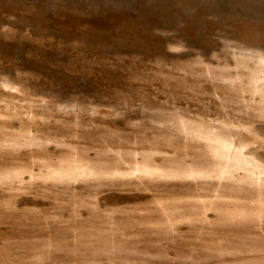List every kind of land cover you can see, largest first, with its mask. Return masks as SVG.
Masks as SVG:
<instances>
[{
  "label": "rangeland",
  "instance_id": "1",
  "mask_svg": "<svg viewBox=\"0 0 264 264\" xmlns=\"http://www.w3.org/2000/svg\"><path fill=\"white\" fill-rule=\"evenodd\" d=\"M168 116L234 131L244 169ZM96 234L168 264L264 241V0H0V264H91Z\"/></svg>",
  "mask_w": 264,
  "mask_h": 264
},
{
  "label": "bare ground",
  "instance_id": "2",
  "mask_svg": "<svg viewBox=\"0 0 264 264\" xmlns=\"http://www.w3.org/2000/svg\"><path fill=\"white\" fill-rule=\"evenodd\" d=\"M245 57H246V55H245ZM164 122L166 124H168V128H170L171 130H174L175 132L180 134L182 137L187 139V141L190 144L199 147L203 151V153H205L207 155V157H209L213 161L214 165L221 166V167L223 165H229L231 167L237 166L238 168H243L242 164H245V162L242 159L243 158L242 147L239 143H235L232 140V136L234 137L235 136L234 134H236V133H234V131H232L230 133L225 127H223L222 125H219V124L217 125V124H213V123L211 124L208 122H200V121L195 122V120L193 121V119L192 120H186V119H183L181 117H176V116H168L164 120ZM161 124H163V123H161ZM161 124L159 123V125H161ZM81 158L83 159V157H81ZM70 160H71V158H70ZM70 160L69 159L65 160V163H67ZM72 160L75 163L78 162L79 164H76V166H71V164H70L71 168H69V169L67 168L66 170L63 169L64 172H67V173L71 172L72 174L74 173V175L75 174L84 175L85 177H88V178L89 177H92V178L97 177L98 178L103 174H110V173L112 174V170H108L107 168H103L102 165L98 166L97 163H96V165H94V164L92 165L91 163L86 164V162L84 163L83 161H80L79 158L77 159V156ZM63 162L61 161V164ZM61 164H59V165H61ZM73 165H74V163H73ZM58 167H60V166H58ZM76 167H78V168L76 169ZM135 167H137V166H135ZM251 167L249 166V168H251ZM125 171H127V172H122V171H120V172L116 171V172H118L119 174H124V175H129V176L130 175H137V174H142L145 176H165L166 175L167 177L179 175V172H176V169H168L167 171L161 170V172H154L153 170H149V169H146L144 167H138L135 169H127ZM61 173H62V171L58 172L57 176L53 175L51 177H54L55 179L56 178L59 179L60 177H62ZM180 173H182V172L180 171ZM203 173H205V172L203 171ZM63 174H65V173H63ZM114 174L115 173H113V175ZM202 175H204V174H202ZM66 177H67V175H66ZM68 177L70 178V175ZM244 178H246L250 183H253L255 185H257V182L260 183V179H253V181H251L249 174H246ZM80 179H82V178H80ZM230 188H232L231 190L237 191V192L244 190V188H238V186H236V187L230 186ZM92 237L93 238H91V241H88L89 242L88 244L91 247V249H90V251L92 253L91 256L93 257L92 259L94 260L93 262L90 261L91 264H99L100 261H97V260H101V261L107 260V258L110 259V257H113V255L123 257L125 259L122 263L120 262L119 264H168V260L166 262L165 255H163L162 253H160L158 251L152 254L149 252L136 251V250L130 248V246L129 247L127 246L128 249H122L121 248L119 251H117V248L116 249L114 248V247H116V245H112L115 243V241L110 240L108 238L103 239V235L98 236V234H96L95 236H92ZM256 242H258V241H256ZM263 242H260L261 244L256 243V245L255 244L254 245L249 244L250 247L249 246L248 247H241V248H237V249L231 248L229 246L232 249L231 251H224L223 253H221V252L220 253L219 252H210L211 254L209 253L210 255H207V257L210 259L216 260L217 258H222L223 256H228V257L232 258L233 261H239V264H251L252 262L253 263L256 262V264H264V243ZM253 243H255V242H253ZM86 251H89V249L88 250L86 249ZM82 253H85V252H82ZM40 254H41V250H39V248H37L35 250V252H33V255L35 257L37 255L40 256ZM85 256H86V254H85ZM88 257L90 258V256H88ZM86 259H88V258H86ZM192 259L196 260V257H192ZM85 262L87 263V261H85ZM236 263H238V262H236Z\"/></svg>",
  "mask_w": 264,
  "mask_h": 264
}]
</instances>
